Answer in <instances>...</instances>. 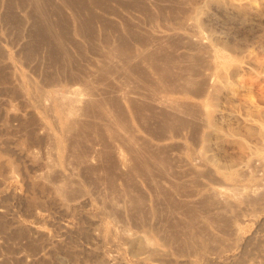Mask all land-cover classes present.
I'll return each instance as SVG.
<instances>
[{"label": "rangeland", "instance_id": "374dc122", "mask_svg": "<svg viewBox=\"0 0 264 264\" xmlns=\"http://www.w3.org/2000/svg\"><path fill=\"white\" fill-rule=\"evenodd\" d=\"M0 264H264V0H0Z\"/></svg>", "mask_w": 264, "mask_h": 264}, {"label": "bare ground", "instance_id": "6f19581e", "mask_svg": "<svg viewBox=\"0 0 264 264\" xmlns=\"http://www.w3.org/2000/svg\"><path fill=\"white\" fill-rule=\"evenodd\" d=\"M71 94L72 95H68V96L66 95L60 96V99H59L60 105H61L62 110H67L75 115H78L79 112L84 111V107H83L84 102L89 101L90 97H87L85 92L82 93L79 90L78 91L75 90L73 93L71 91ZM61 95H63V93ZM65 125H67V123Z\"/></svg>", "mask_w": 264, "mask_h": 264}]
</instances>
